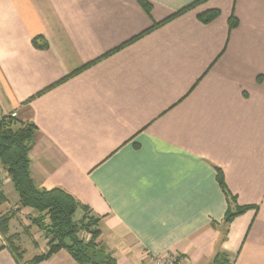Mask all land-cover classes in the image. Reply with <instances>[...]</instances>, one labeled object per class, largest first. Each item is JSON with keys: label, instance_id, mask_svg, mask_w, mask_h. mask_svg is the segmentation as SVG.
<instances>
[{"label": "crops", "instance_id": "1", "mask_svg": "<svg viewBox=\"0 0 264 264\" xmlns=\"http://www.w3.org/2000/svg\"><path fill=\"white\" fill-rule=\"evenodd\" d=\"M195 1L0 0V113L36 127V187L99 218L116 264H264V0H207L152 29ZM0 185L9 230L41 255L1 165ZM32 257L0 236V264ZM37 264L78 263L59 250Z\"/></svg>", "mask_w": 264, "mask_h": 264}, {"label": "trees", "instance_id": "2", "mask_svg": "<svg viewBox=\"0 0 264 264\" xmlns=\"http://www.w3.org/2000/svg\"><path fill=\"white\" fill-rule=\"evenodd\" d=\"M142 1L140 0L141 5L148 11V4ZM206 1H195L162 23L153 26L152 29L162 26L190 8ZM217 14L216 11H209L200 15L199 19L206 23L215 18ZM235 26L236 22L230 19L229 28L233 29ZM33 45L39 47L37 40H33ZM123 46L125 45L120 48ZM95 63L96 61L84 66L82 69L88 68ZM36 130L32 123L20 122L16 117L6 116L0 121V165L7 173L13 184L14 191L18 195L19 208L29 209L35 214L34 217L28 218L30 225H34L42 231L48 239L46 253L43 256L33 258L27 264L40 263L59 250L67 251L78 264H116L112 253L99 239V218L92 216L89 209L82 206L73 196L62 189L41 190L36 187L29 172V152L35 140ZM218 182L224 191L220 177H218ZM5 203L6 197L0 185V206ZM247 209H239L233 213L228 211L225 223L235 216L241 215ZM78 211L83 212V216L80 219L76 217ZM17 212L18 210H9L0 214L1 237L5 238L7 236L10 220L15 217ZM7 241L9 242L5 241L7 247L11 246V239L7 238ZM212 264H228L226 255L220 252L216 253L212 259Z\"/></svg>", "mask_w": 264, "mask_h": 264}, {"label": "rangeland", "instance_id": "3", "mask_svg": "<svg viewBox=\"0 0 264 264\" xmlns=\"http://www.w3.org/2000/svg\"><path fill=\"white\" fill-rule=\"evenodd\" d=\"M5 114H10V113H5ZM25 218H26L25 220H27V217L26 216H25ZM27 230H28V228H25L23 230H22V228H20L18 230L17 229H13V231H10L9 230V232H8L7 236H5V238H3V236H2L3 241H6L7 243H9L7 241V238L8 239L9 238L11 239L12 245L11 246L9 245L10 248L8 247V249H9V251H11L12 255L17 260L20 259V260L24 261L25 260V257H28V256H31L32 257L33 256L32 255L33 249L30 246L32 244V239L30 237V234H27L28 233ZM5 245L7 246L6 243H5ZM104 245L106 246V244H104ZM106 248H107V246H106ZM46 251L45 252H42L41 255H39V256H43L46 253ZM25 252H26V254H25ZM112 255H113V253H112ZM39 256L38 255L37 256H34V257H32V259L33 258H36V257H39ZM178 256H179L178 254L177 255H175V254H169V255H167L165 257H162V258L159 259L160 264H177V261L178 260L179 261L182 260V257L179 256V258H178ZM153 264H156V263L154 262Z\"/></svg>", "mask_w": 264, "mask_h": 264}, {"label": "built area", "instance_id": "4", "mask_svg": "<svg viewBox=\"0 0 264 264\" xmlns=\"http://www.w3.org/2000/svg\"><path fill=\"white\" fill-rule=\"evenodd\" d=\"M6 116H10L11 118H15L17 115L14 112H11L10 114L0 113V121L5 118ZM154 262L156 264H160L159 259H155Z\"/></svg>", "mask_w": 264, "mask_h": 264}]
</instances>
